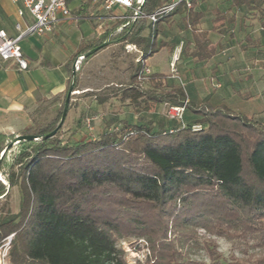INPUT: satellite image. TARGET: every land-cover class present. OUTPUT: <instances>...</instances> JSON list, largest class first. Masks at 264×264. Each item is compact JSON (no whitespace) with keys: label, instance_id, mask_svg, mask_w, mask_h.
<instances>
[{"label":"trees","instance_id":"1","mask_svg":"<svg viewBox=\"0 0 264 264\" xmlns=\"http://www.w3.org/2000/svg\"><path fill=\"white\" fill-rule=\"evenodd\" d=\"M200 1L192 0L190 8L178 2L151 23L130 16L137 8L151 14L169 0H143L142 5L133 0L125 18L81 44L66 62V90L47 98L60 100L48 120L39 122L30 114L28 126L0 131V198L12 187L18 192L17 211L0 212V241L13 233L9 264H127L119 242L129 236L148 241L147 264H207L190 257L192 248L204 249L208 264H264V123L225 103L192 101L182 82L162 72L148 74L143 86L137 79L143 64L135 62L122 98L135 100L142 111L160 104L184 106L192 118H172L170 127L165 120L121 119L119 127L100 129L93 137H78L77 127L65 136V118L59 125L69 86L77 89L80 68L89 58L128 42L147 63L165 45L158 35L176 14L184 12L191 28L188 55L208 61L215 53L209 32L227 29L223 23L198 27L204 16L197 9ZM228 1L234 9L243 6L264 15V0ZM21 134L37 139L11 144ZM213 237L230 243L228 256Z\"/></svg>","mask_w":264,"mask_h":264},{"label":"crops","instance_id":"2","mask_svg":"<svg viewBox=\"0 0 264 264\" xmlns=\"http://www.w3.org/2000/svg\"><path fill=\"white\" fill-rule=\"evenodd\" d=\"M207 1L209 0H201L197 9L204 11L202 5ZM223 1L222 4L228 3V6L223 11L218 9L222 0L213 2L212 8L216 13L214 16L215 20L218 21L217 25L223 23L227 30H229L228 25L231 24L228 38L231 37L230 33H233L240 26L243 35L239 41L236 43L226 42L228 46H231L229 49L239 47L240 51L234 53L235 56L231 59L222 62L215 44L217 43L219 48L224 47L222 46L223 41L220 40V37L224 33L220 34L216 31L209 32L208 38L210 45L215 48L214 55L208 61L204 62L195 61L189 56L193 63L191 68L193 67L195 72L200 69L204 72L200 77L196 75L193 78L190 70H188L190 75L184 86L186 84H192V95L186 94L188 99L195 102H200L208 98L209 102L213 105L220 103L228 105L229 98L234 95H239L238 92L246 91V99L249 100L254 98V90L260 89L262 92L264 88V84L262 83L264 81V51H262L264 49V28L260 26L264 15L260 16L256 10L247 9L243 6L234 9L230 7L228 0ZM17 6L18 4L13 3L11 0H0V29H3L9 36H15L17 34L15 29L16 22H20L22 27L31 22V18L28 15L23 18L17 15ZM75 6L78 12L77 17H80L78 20H64L42 35H29L20 41L22 52L28 62L26 70H19L17 64L12 59L0 60V131H17L28 126L31 118H35V116L43 112L44 107H48L52 111L56 110L60 105V100H47V98L66 90L68 79L66 62L70 60L81 44L92 41L95 35L100 33L97 30L98 25H103V29H105L115 21L110 20L109 12L97 4L94 5L89 4V2L79 1ZM244 9L247 10L246 14L244 13ZM113 11L119 13L125 12V10L117 6L113 8ZM184 14L182 12L174 15L170 23L164 24L163 33L158 35V40H161L165 44L161 49L167 50V53L171 52L172 54L175 48L178 47L176 41L180 37L178 36L179 34L173 32L171 35H167V31L177 21L183 23L184 27H188L190 37H187L186 43L188 44L189 50L192 48L191 28L188 25V20L184 18ZM232 14L235 17L230 22L228 18ZM244 14L247 18H253L256 22L258 21L259 25L255 27V30H252L254 26H249L251 20L243 17ZM204 19L205 11L198 27L211 28L212 26L207 27L206 25L205 27H201L200 24L202 21L205 22ZM213 35L217 36L215 40H213ZM247 39L250 40L248 44ZM112 46H118L124 50L123 46L119 44L107 46L103 50ZM250 52L251 54H249ZM124 53L128 55L134 54L126 52L125 50ZM224 53L225 51H222V54ZM247 57L252 58L249 65L246 66L245 71L247 72L241 76H237L238 68L235 66L244 64L239 61ZM88 60L83 66H85ZM152 72L160 71L153 70ZM72 101L71 95V103ZM30 114H32V117ZM77 136L85 137L86 135L79 134L78 132Z\"/></svg>","mask_w":264,"mask_h":264},{"label":"rangeland","instance_id":"3","mask_svg":"<svg viewBox=\"0 0 264 264\" xmlns=\"http://www.w3.org/2000/svg\"><path fill=\"white\" fill-rule=\"evenodd\" d=\"M79 1L80 0H73L70 3V14L72 16L78 15L75 5L78 4ZM217 1L219 0H209L202 5V8L205 11V22H201V27H205V25L207 27H211L218 24V21L215 20L214 17L216 13L212 8L213 2ZM223 2L224 1L222 0L218 7V9L222 11L228 6V3L222 4ZM106 11L109 13L113 12V10ZM246 12L247 10L244 9L245 14ZM245 14L243 17L251 20L249 26H254L252 30H255V27L259 25L258 21L256 22L253 18H247ZM260 23V26L264 28V17ZM228 27L230 30L231 24H229ZM229 30H227V32L220 37V40L223 41L222 46L224 47L219 48L217 43L215 44L217 53H220L219 57L222 59V62L231 59L235 56L234 53L240 51L239 47L229 49L231 46H228L226 42H238L243 35V31L240 29V26H238V28L233 31V35L228 38ZM173 32L179 34L178 36L180 37L176 42L178 43V47L181 45V49L179 53H177V59L174 61L173 67L171 66L173 53H167V50L164 49H160L154 55L150 56L146 64L150 68L151 72L153 70L160 71L168 75L171 79L177 82H182L183 85H185V82L190 74L194 78L196 75L200 77L204 72L201 69L195 72L193 70L194 68H191L193 63L189 58V49L188 44L186 43L187 37H190L188 27H184L183 23L177 21L171 26V29L167 31V35H171ZM216 38L217 36L213 35V40ZM180 42L182 43L180 44ZM222 51H225V53L222 54ZM262 51H264V49H262ZM249 54H251V52ZM136 55V53L128 55L118 46H112L104 50L101 49L88 60L85 66L80 68L78 89L72 91L71 95L73 101L70 109L67 110L65 115L64 129L68 130L65 136H68L70 130L77 127L79 134L86 135L87 137H93L100 129H114L119 127L121 119H127L131 122H146L150 119L155 121L165 120L167 127L174 124V120H172L168 114L170 107L160 104L151 111H142L140 110V106L135 103V100H131L129 97L122 98L121 92L129 79V74L134 68V58ZM251 60L252 58L247 57L239 61L244 64L235 66L238 68L237 76H241L247 72L245 69ZM188 70H190V74L188 73ZM262 83L264 84V81H262ZM141 84L143 86H148L147 80H144ZM191 86L192 84H186V86H184L186 93L190 95H192ZM240 90H242V88H240ZM241 94L243 95H234L229 98L227 102L228 106L237 112L247 114L264 123V88L262 89V92L260 89L254 90L253 99L248 100L244 98L247 94L246 91H242ZM44 108L43 112L35 116L39 122L48 120L55 112V110L52 111L48 107ZM88 116L93 117V120L91 121V129H88L85 126V118ZM190 118H192V115L188 111H184V121L187 122ZM17 209L18 192L16 187H12L9 189L6 196L0 198V212L3 213L6 210L14 212L17 211ZM198 234L199 236H202L204 235V231L202 229H198ZM213 238L217 241L218 250L223 254V256H228L231 251L230 243L221 237ZM119 244L124 252L123 257L127 264H147V259L151 257L149 243L144 237H125L120 240ZM253 251L258 252V249H249V252ZM235 252L239 256L242 255L238 250H235ZM190 257L196 260H204L207 264L209 262V259L202 248H192Z\"/></svg>","mask_w":264,"mask_h":264},{"label":"built area","instance_id":"4","mask_svg":"<svg viewBox=\"0 0 264 264\" xmlns=\"http://www.w3.org/2000/svg\"><path fill=\"white\" fill-rule=\"evenodd\" d=\"M13 3L18 4L16 13L19 17L23 18L28 15L31 18V22L25 24L22 27L20 22L15 23V29L17 34L15 36H9L3 29H0V60L12 59L17 64L19 70H26L28 62L24 57L20 41L29 35H42L44 32L51 30L56 24L64 20H78L80 17L72 16L70 14V7L67 0H11ZM81 2H89L94 5H99L104 10H113L114 7H119L123 10L132 6L133 0H80ZM182 2L185 8L192 6V0H171L169 3L161 6L155 12L144 15L139 8L135 9L134 14L130 17H146L148 22H155L159 14L167 13L172 10L173 6ZM142 3V0H140ZM124 13L113 11L109 13L110 20H117L125 18ZM103 25H98L97 30L102 32ZM126 52L136 53L135 62H141L142 68L139 70L137 79L143 81L144 78L151 73L150 68L141 59L140 49L133 43L126 42L123 45ZM181 45L176 47L171 60V66L173 67L174 61L177 59V53H179ZM82 55L78 56L75 61V69L78 68L77 64L82 59ZM184 112V106L170 107L168 110L169 117L174 119H182ZM92 116L85 118V126L91 129ZM197 126H194L196 128ZM13 233L8 234L0 241V264H8V254L11 247V240Z\"/></svg>","mask_w":264,"mask_h":264},{"label":"water","instance_id":"5","mask_svg":"<svg viewBox=\"0 0 264 264\" xmlns=\"http://www.w3.org/2000/svg\"><path fill=\"white\" fill-rule=\"evenodd\" d=\"M143 4V0H142V3L141 5ZM140 10V9H139ZM107 44V42H103L102 44H100L99 46H96L94 48H92L91 50H89L86 55H90V54H93L95 53L97 50H99L101 47L105 46ZM83 56V55H82ZM75 74V72H73V75ZM72 91H73V84H71L69 86V89L67 91V94H66V97H65V101H64V107H63V110H62V115H61V119H60V123L59 125L62 124L64 118H65V115H66V112H67V109H68V104H69V101H70V97H71V94H72ZM55 133V130L52 131L50 134H48L47 136H52L53 134ZM23 139H27V140H34V139H37V136L35 135H32V134H21V135H18L15 137V139L11 142V144L17 142V141H20V140H23Z\"/></svg>","mask_w":264,"mask_h":264}]
</instances>
